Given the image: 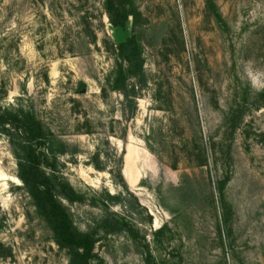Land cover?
Listing matches in <instances>:
<instances>
[{"label":"rangeland","instance_id":"obj_1","mask_svg":"<svg viewBox=\"0 0 264 264\" xmlns=\"http://www.w3.org/2000/svg\"><path fill=\"white\" fill-rule=\"evenodd\" d=\"M115 3L125 28L108 0H0V264L71 251L18 176L21 109L47 134L43 166L80 196L64 203L91 264H264V0ZM129 36L143 74L120 82Z\"/></svg>","mask_w":264,"mask_h":264},{"label":"trees","instance_id":"obj_2","mask_svg":"<svg viewBox=\"0 0 264 264\" xmlns=\"http://www.w3.org/2000/svg\"><path fill=\"white\" fill-rule=\"evenodd\" d=\"M108 10L115 26L125 28L128 13L117 6L115 0H108ZM117 14L115 15V13ZM121 57L127 62V71L121 72L119 81L124 82L126 76L143 74L144 58L135 36H129L118 45ZM130 107H136L139 93L135 84H115ZM264 94V90H263ZM17 122L27 132L26 138L12 136L14 154L19 160V178L33 196L40 213L52 225L56 241L70 247L69 264H91L95 240L88 232L80 231L73 223L71 212L64 200L76 201L80 196L69 183L61 182L53 168L43 166L41 156L36 152L33 142L42 143L47 134L39 120L34 115L21 109L15 116ZM4 120L0 118V125ZM8 131L6 128H0ZM97 159V158H96ZM98 170H104L98 160L94 162ZM146 264H156L151 256L146 258Z\"/></svg>","mask_w":264,"mask_h":264},{"label":"clouds","instance_id":"obj_3","mask_svg":"<svg viewBox=\"0 0 264 264\" xmlns=\"http://www.w3.org/2000/svg\"><path fill=\"white\" fill-rule=\"evenodd\" d=\"M250 79H251V82H252L253 86H256L257 83H258V77H253L250 74Z\"/></svg>","mask_w":264,"mask_h":264},{"label":"bare ground","instance_id":"obj_4","mask_svg":"<svg viewBox=\"0 0 264 264\" xmlns=\"http://www.w3.org/2000/svg\"><path fill=\"white\" fill-rule=\"evenodd\" d=\"M128 159H129V155H128V153H127V154H126V157H125V162H126V164H125V172L127 171Z\"/></svg>","mask_w":264,"mask_h":264}]
</instances>
